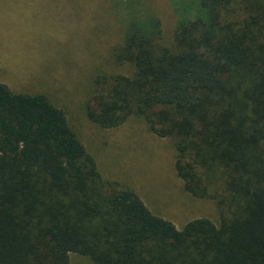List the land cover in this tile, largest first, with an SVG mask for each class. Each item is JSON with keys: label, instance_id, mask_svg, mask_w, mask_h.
<instances>
[{"label": "trees", "instance_id": "obj_1", "mask_svg": "<svg viewBox=\"0 0 264 264\" xmlns=\"http://www.w3.org/2000/svg\"><path fill=\"white\" fill-rule=\"evenodd\" d=\"M199 4L207 19L178 22L173 48L156 20L131 24L112 58L133 73L96 76L84 113L105 128L140 114L171 137L175 174L217 197L218 222L152 213L99 177L61 108L0 81V264H264V0Z\"/></svg>", "mask_w": 264, "mask_h": 264}, {"label": "rangeland", "instance_id": "obj_2", "mask_svg": "<svg viewBox=\"0 0 264 264\" xmlns=\"http://www.w3.org/2000/svg\"><path fill=\"white\" fill-rule=\"evenodd\" d=\"M198 19H207L199 0H0V81L11 90L43 93L62 109L99 177L133 191L176 227L197 217L217 223L219 207L217 197L184 190L173 168V139L156 135L136 113L100 127L86 118L84 106L96 76L133 73L130 63L112 58L131 24L151 28L156 20L158 42L173 48L178 22ZM218 173L209 176V194L222 190ZM68 261L92 264L72 252Z\"/></svg>", "mask_w": 264, "mask_h": 264}]
</instances>
